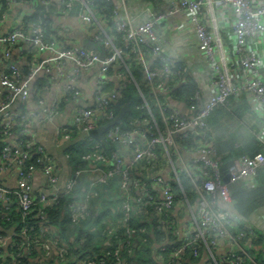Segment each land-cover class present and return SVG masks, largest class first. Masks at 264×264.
<instances>
[{
	"label": "built area",
	"instance_id": "1",
	"mask_svg": "<svg viewBox=\"0 0 264 264\" xmlns=\"http://www.w3.org/2000/svg\"><path fill=\"white\" fill-rule=\"evenodd\" d=\"M171 1L192 23L206 67L186 65L166 50L173 44L185 56L182 53L189 45L185 30L178 29L173 41L163 34L161 25L173 11L158 10L150 20L135 24L130 18L118 20L116 10L108 17L99 8V3L113 0H0V27L9 9L23 8L7 31L0 30V136L7 142L0 150V173L10 170L14 176L12 187L0 181V203L6 209L15 208L24 223L38 202L59 204L82 178L87 192L82 201L68 205L70 220L77 224L92 215L102 192L111 190L115 181L121 184L112 192L117 201L113 215L101 222L102 235L113 242L112 248L78 264H142L128 259L133 255L131 247L135 238H155L154 229L163 235L153 242L157 264H264L249 250L257 233L253 230L249 236L245 230L234 231L241 221L246 229L252 227L236 211L231 194V185L237 183L256 188L264 174V0ZM37 6L46 13L29 20L38 12ZM55 6L64 14L80 10L95 49L65 45L55 35L53 24V34H47L46 20ZM115 32L121 35L123 46L117 45ZM18 50L28 59L25 64L15 60ZM132 59L144 74L151 102L140 89L143 105L136 106L140 112L124 130L121 122H115L118 115L113 107L119 91L133 79L127 65ZM86 73H91L94 83L92 103L86 102L80 86ZM189 76L199 87L178 105L173 90L186 84ZM40 78H46L45 86L35 101L33 87ZM243 101L254 112L250 126L255 127L254 139L261 151L241 155L222 173L211 117L218 106ZM26 103L35 107L23 110L21 105ZM71 103L68 121L56 128L58 148L111 125L100 138L90 136L95 142L84 155L88 166L71 170L62 184L55 160L38 143L36 127L63 116ZM67 147L63 153L69 159ZM37 173L46 176V190L34 189ZM182 176L191 184L192 196L186 194ZM2 212L0 228L7 227L9 220L8 213ZM37 216L44 218L45 211L39 210ZM133 218L142 226H132ZM34 230V224H23L22 241L12 244L13 252L7 248L15 228H7V237L0 234V264L7 259L21 264L23 257L41 264L65 261L66 243L59 246V238L46 236L54 229L45 228L40 237L32 236Z\"/></svg>",
	"mask_w": 264,
	"mask_h": 264
},
{
	"label": "trees",
	"instance_id": "2",
	"mask_svg": "<svg viewBox=\"0 0 264 264\" xmlns=\"http://www.w3.org/2000/svg\"><path fill=\"white\" fill-rule=\"evenodd\" d=\"M99 8L103 10L104 14H106L108 17L110 16V12L112 10V3H99ZM106 12V13H105ZM46 13L45 10L39 8L38 12L29 18V20H36L38 15ZM48 22L49 26L47 27V34L51 35L53 34L50 25L53 24V20H46ZM113 35H115L117 39V45L123 46L121 35L115 32ZM128 68L133 76V79H129L126 86L123 87L122 90L119 91V98L118 102L114 105L113 109L118 115V117L121 115L122 109L126 104H129V110L125 113H123L121 118V126L122 128L129 129V122L136 118L140 112V110L136 106L143 105V99L140 95L139 90L141 89L144 92L145 98L151 102V96L149 92L146 89V85L144 82V74L138 64V62L134 59L128 61L127 63ZM123 70H125L123 68ZM143 77V78H142ZM142 78V80L140 79ZM45 80L46 78H40L35 84H34V93L33 97L35 101L38 100L37 93L40 92L41 89L45 86ZM113 81L109 82L108 87L112 85ZM199 87V83L196 79L189 76V79L186 84L177 87L173 90V97L175 99V103L180 105V103L185 102L189 99L190 96H192L193 92ZM33 104L26 103L21 105V108L23 110H27L28 108H32ZM35 105V104H34ZM229 105L227 106H218L217 108L221 107L222 110L229 109ZM241 109L235 110L234 112H230L232 115V119L235 123H238L241 121V118L244 117L245 113H249L251 118H254V112L250 105L243 101L240 103ZM63 105L61 104V107ZM216 108V109H217ZM215 109V110H216ZM215 113V111H214ZM213 113V114H214ZM229 115V112L227 116ZM229 117V116H228ZM212 119V118H211ZM237 124V125H238ZM241 124V123H240ZM211 125V134L214 136L213 126H212V120L210 121ZM16 130L19 129L15 128ZM254 130L255 127L251 126L250 131L252 134V137L254 138ZM78 135H75V138H77ZM93 142H95V139H91L90 136L86 138H82L77 140L73 145H69L66 148V155H69V166L71 167V170H78L79 168L84 167V169L88 166V163L84 160V155L88 151V146L92 145ZM194 142V141H193ZM7 142L2 139V136H0V150ZM195 143V142H194ZM218 140L215 138V148L217 150V156L220 161V168L222 173H225L229 170V168L233 165L234 160L241 155L249 154L251 156H254L258 153H260V148L256 144H254L252 151L244 150V143L239 142L237 138L231 137L229 140V146H231L226 155H223L225 153H222L219 145ZM74 177V173L71 175ZM84 182L82 181V178H78V184L75 187L74 192H70L64 195L62 200L57 205H48L43 206V203H37L35 207V211L33 212L32 216L29 220L26 222H22L20 213L13 207H8L6 209L5 205L3 203H0V212L2 211L7 212L6 218L9 220L7 221L8 226L7 227H1L0 228V234H4L5 237L8 236L6 230L8 227L15 228V233L12 237V243L9 244L7 250L9 252H13L14 250H11L14 248L13 243L18 244L22 241V239H19V233L21 231V228L24 225H35V230L31 233L33 237H40L43 234V231L45 228H49L50 226L54 229V231L50 230L46 233L47 237H57L59 238V246H63L62 243H66V246L68 248V254L65 257V261H57L56 259L52 260V264H78L79 261L87 260L89 258H97L104 252H107V250H110L112 248L113 242L107 240L102 235V220L106 218L107 216L113 215V209L117 207V201L112 199V192H115L116 190H119L121 188V184H119L117 181L113 182L111 186V190L108 192H102V196L99 199H96L94 204L97 206L96 209L93 210L92 215L87 218L84 221H80L77 224H74L70 220V213L68 209V205L71 202H79L82 201L81 199L87 192V188ZM181 183L184 186V190L187 195L192 196V187L189 183L188 179L184 176L181 177ZM238 185V186H237ZM178 187V186H177ZM231 194L233 197V200L235 202V209L236 211L248 222V224L251 225L252 229H246L243 221H241L235 228L234 231L238 233L241 230H245L247 234L254 235L251 233V231H256L255 225L253 226L252 222L250 221L252 217L256 214V212L264 208V185H260L255 189H248L244 187V184L241 185L234 184L231 185ZM98 204V205H97ZM45 211V217H38L37 214L39 210ZM2 210V211H1ZM5 214V213H3ZM132 226L141 227L142 225L139 223V220L137 218H133L131 222ZM2 225V224H1ZM6 226V225H2ZM152 226H154L152 224ZM158 230V228L156 227ZM155 231V238H152L150 236H145L135 238L134 243L131 247L133 255L129 257L128 259H137L138 262L142 264H157V261L152 257V248H153V242L155 240L159 241V239L163 236L162 234H158V232ZM262 231V230H261ZM254 232V233H255ZM34 242L33 240H31ZM255 239L252 242V245H250V248L253 246ZM257 241H261V238H257ZM35 251V249H33ZM256 257L261 260L264 263V256L258 252H253ZM189 255V254H188ZM56 257V256H55ZM21 264H41L40 262L23 257L21 258ZM2 262V261H1ZM3 263V262H2ZM4 264H13L12 259H7L4 261Z\"/></svg>",
	"mask_w": 264,
	"mask_h": 264
},
{
	"label": "crops",
	"instance_id": "3",
	"mask_svg": "<svg viewBox=\"0 0 264 264\" xmlns=\"http://www.w3.org/2000/svg\"><path fill=\"white\" fill-rule=\"evenodd\" d=\"M37 8L39 9L40 7L37 6ZM26 9H31V7H26ZM20 10H23L21 6H13L11 9H9V11L6 13V17L3 20L4 22L0 27V30L2 32L7 31L14 24L17 16L21 14ZM114 10H116L117 12L116 18L118 20H126L127 18H130L135 21V24L150 20L152 13H155L158 10H162L165 12L173 11L174 13L171 15V17L164 21L161 25L163 34L168 40L173 41V38L175 39L176 37V32L178 29L185 30L189 37V45L187 46L188 49H186L185 53H182L185 56H181L178 53V50L174 48L173 44L166 46V50L173 58L182 59V61L185 62L186 65L202 68L206 67L205 60L200 57L197 50V37L192 27V23L187 18L186 13L180 8H177L175 5H173L171 0H113L112 10L109 17H113ZM79 12L80 10H73L69 11L66 14L60 13V10H58L57 6L53 7L52 10H49V18L53 20L54 29L57 31L55 32V35H57V37L65 45H81L85 47V41L89 43L91 42V32L82 24L79 17ZM22 55L23 54L20 53V50H18L16 54H14L15 60L19 64H25L26 61H28V59L23 58ZM92 84L93 81L91 79V73L84 74L81 78L80 86L84 90V98L87 103H92L94 89ZM84 86L90 89L92 93L91 98L86 93ZM72 105L73 103H71L70 106H67L64 109V115L55 119V121L42 122V124H39L36 127L38 143L42 144L46 148L47 152L55 160L61 176L62 184H64L69 178L71 174V167L69 166L68 159L65 158V155L63 153L65 147L58 148L55 145V132L56 128L68 121L67 114L72 108ZM32 106L35 107L34 104ZM241 108L242 107L240 104L238 105L235 102H230L229 109L225 108L223 110L224 118H222V120L226 118L229 112V133H225L221 130V124L224 121H221L220 124L212 122L215 138L219 142L218 145L222 153H225L223 155H226L228 149L231 147L229 146V140L231 137L237 138L239 142L244 143V150L247 151H252L254 144L257 145L250 131L251 117L247 115L249 113H245L244 117L241 118L239 124L235 123L232 119V115L230 114V112H234L235 110ZM214 117L216 118V116ZM214 117L213 120L215 119ZM0 181L6 184L8 187H12L14 184V176L12 171L7 170L3 173H0ZM260 183L262 186L264 185V174L260 175L259 185ZM238 184L241 185L242 183ZM33 187L35 190H46V176L42 173L35 174L33 176ZM253 218L254 219L252 220V222L255 224L259 223L263 225L264 229V208L259 209Z\"/></svg>",
	"mask_w": 264,
	"mask_h": 264
},
{
	"label": "rangeland",
	"instance_id": "4",
	"mask_svg": "<svg viewBox=\"0 0 264 264\" xmlns=\"http://www.w3.org/2000/svg\"><path fill=\"white\" fill-rule=\"evenodd\" d=\"M48 55V53H46L45 54V56H47ZM143 78V77H142ZM142 78H140L141 80H142ZM93 85V87H94V83L92 84ZM84 89H85V91H86V93L88 94V96L91 98V96H92V93H91V91H90V89L89 88H87V87H85L84 86ZM34 107V106H33ZM214 116H216V118L214 117ZM229 116V115H228ZM228 116H226V118L224 119V120H222V118H224V113H223V110H222V108L221 107H219V108H217L216 110H215V113L214 114H212V122L213 123H221V121H224V122H222V124H221V130L223 131V132H225V133H229V117ZM213 117L215 118L214 120H213ZM92 135H93V137H95V138H98V134H96V133H93L92 132ZM256 215V214H255ZM254 215V216H255ZM253 216V217H254ZM252 217V219L250 220L251 222H252V220L254 219ZM253 223V222H252ZM254 225H255V227H256V231H258V232H256L257 233V235L256 236H258L257 238L259 239V238H261V241H257L256 242V239H255V241H254V244H253V246L249 249L251 252H258V253H260V254H262L263 256H264V229H263V225H261V224H255V223H253ZM253 225V226H254ZM262 230V231H261Z\"/></svg>",
	"mask_w": 264,
	"mask_h": 264
},
{
	"label": "water",
	"instance_id": "5",
	"mask_svg": "<svg viewBox=\"0 0 264 264\" xmlns=\"http://www.w3.org/2000/svg\"><path fill=\"white\" fill-rule=\"evenodd\" d=\"M84 46H85L86 48H88V49H95V48H96V46L92 45L91 43H89V42H87V41L84 42ZM128 110H129V104H126V105L124 106V108L122 109L121 115L117 118V120H116L115 122L120 123V122H121V118H122L123 113L127 112ZM110 125H111V124L106 125V126L100 128V129L97 130V131H93V133L98 134V138H100V137L102 136V134L106 131V129H107ZM90 136L93 137L92 132L90 133Z\"/></svg>",
	"mask_w": 264,
	"mask_h": 264
}]
</instances>
